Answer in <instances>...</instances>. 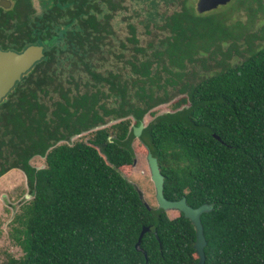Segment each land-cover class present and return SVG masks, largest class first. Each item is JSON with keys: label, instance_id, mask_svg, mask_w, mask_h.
Here are the masks:
<instances>
[{"label": "trees", "instance_id": "trees-1", "mask_svg": "<svg viewBox=\"0 0 264 264\" xmlns=\"http://www.w3.org/2000/svg\"><path fill=\"white\" fill-rule=\"evenodd\" d=\"M125 1L0 5L2 48L45 47L0 102V175L23 170L32 195L14 217L23 254L0 264H198L192 222L147 206L121 169L135 159L133 125L167 99L157 90L167 95L188 63L238 37L243 25L229 13L253 0H230L210 13L182 0L179 11L154 22L167 34L145 46L129 21L116 57L130 66L104 68ZM147 13L146 26L156 11ZM183 86L173 110L154 113L139 135L157 157L164 195L211 205L200 215L204 264H264V44ZM85 132L89 141L70 142ZM36 155L43 166L31 162ZM143 226L150 229L136 246Z\"/></svg>", "mask_w": 264, "mask_h": 264}, {"label": "rangeland", "instance_id": "rangeland-1", "mask_svg": "<svg viewBox=\"0 0 264 264\" xmlns=\"http://www.w3.org/2000/svg\"><path fill=\"white\" fill-rule=\"evenodd\" d=\"M189 2L196 11L198 0H189ZM33 3L38 10L41 9L40 0H33ZM181 3L182 0H157V3L154 5L150 0H126L125 7L122 10L116 11L113 19L116 29V35L112 38L114 46L112 53L105 55L102 62L104 68L119 69L130 66L129 62L125 63L124 60L122 61L116 57V53L122 50L121 41L128 42L129 21L134 22L136 25L139 45L145 46L148 41L156 44L160 37L167 34V31L161 30L158 26L161 23L162 16L173 11H179ZM222 5L218 6L216 10L223 9L226 4ZM149 10L156 11L154 15L155 20H149V25L146 26L145 20L148 19L147 12ZM207 13H210V11H207ZM229 19L230 21L239 19L240 24L243 25L239 28V30H242L241 34L238 37L229 36L219 47L214 48L212 46L207 50L206 54L198 55V59L194 63H188L181 74L182 76L177 77L174 75L173 78L176 82L174 81L167 85L165 89L167 95L162 88H159L156 95H160L163 98L166 97L167 99L145 113L142 119L144 126L154 117V113L158 114L173 110L171 106L172 102L185 95V91L182 90L185 83L194 84L203 77L210 75L212 71L226 64L239 62L248 54L250 48H256L264 44V0H253L250 3L238 4L229 13ZM154 22H157L158 25ZM123 51L129 57L132 51L131 46L130 49ZM164 75L167 74L164 72ZM113 122L115 120H109L107 124L109 125ZM76 140L89 141L90 134L85 132L74 136L70 142L73 143ZM132 143L135 151V162L121 169V171L140 189L143 199L148 204L157 206L155 187L150 177L146 150L138 136L134 135ZM31 162L37 167L43 166L45 164V157L36 155L31 159ZM31 197L29 182H27L23 170L12 168L0 175V263L9 255L21 256L23 254L21 245L12 236L14 227L18 224L14 220V217L21 210V203ZM166 214L170 218H174L179 215V212L177 210H166Z\"/></svg>", "mask_w": 264, "mask_h": 264}, {"label": "water", "instance_id": "water-1", "mask_svg": "<svg viewBox=\"0 0 264 264\" xmlns=\"http://www.w3.org/2000/svg\"><path fill=\"white\" fill-rule=\"evenodd\" d=\"M228 1L230 0H198L196 10L198 13H204L216 8L219 5L226 4ZM12 3V0H0V5L4 7H10ZM44 49V45L40 43L29 44L23 50L19 51L15 49H5L0 46V102L4 97H6L15 84L22 79L23 75L27 73L34 66V64L39 61V59L42 58L44 55ZM143 127V121H141L138 125H133L134 135L139 137ZM214 135L220 139L218 135ZM146 158L149 166L150 177L155 187L157 206L164 210H177L183 213L184 217L188 218L192 222L196 234L194 248L199 256L198 264H204L205 256L203 248L206 241L203 235V226L201 224L200 215L201 213L210 210L211 205L202 204L194 208L187 204L185 197L178 200L167 199L163 192L164 175L161 172L157 157L154 156L147 148ZM133 162H135V159ZM140 196L143 198L142 193ZM145 204L149 206L147 201H145ZM149 229V226L142 227L136 246L140 244L143 233Z\"/></svg>", "mask_w": 264, "mask_h": 264}, {"label": "flooded vegetation", "instance_id": "flooded-vegetation-1", "mask_svg": "<svg viewBox=\"0 0 264 264\" xmlns=\"http://www.w3.org/2000/svg\"><path fill=\"white\" fill-rule=\"evenodd\" d=\"M4 7V6H3ZM6 8H8V7H6Z\"/></svg>", "mask_w": 264, "mask_h": 264}]
</instances>
